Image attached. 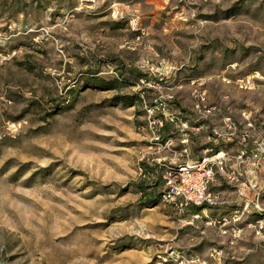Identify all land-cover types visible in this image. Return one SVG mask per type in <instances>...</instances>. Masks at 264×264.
Returning <instances> with one entry per match:
<instances>
[{
	"label": "rangeland",
	"instance_id": "obj_1",
	"mask_svg": "<svg viewBox=\"0 0 264 264\" xmlns=\"http://www.w3.org/2000/svg\"><path fill=\"white\" fill-rule=\"evenodd\" d=\"M200 92L219 109L187 141L152 122ZM227 114L264 136V0H0V264H264L243 178L161 195Z\"/></svg>",
	"mask_w": 264,
	"mask_h": 264
},
{
	"label": "built area",
	"instance_id": "obj_2",
	"mask_svg": "<svg viewBox=\"0 0 264 264\" xmlns=\"http://www.w3.org/2000/svg\"><path fill=\"white\" fill-rule=\"evenodd\" d=\"M253 81L254 75L246 74L236 77L235 84L248 88ZM198 97L195 111L184 116L169 112L162 118H154L152 122L157 121L160 126L164 120L175 122V126L182 131V140L187 141L189 130L204 127L206 120L219 109L215 104L206 102L205 93H198ZM223 125V129L213 127L210 135L212 141L209 147L203 148L204 152L198 158L182 161L163 174L165 186L162 198L170 201L176 210H187L194 205L219 204L221 201L217 193L211 190V184L217 174H222L230 182L243 178L246 186L252 189L250 204L256 211L264 213V136L258 139L251 133L250 127L229 114L223 116ZM224 146H232L235 151H229ZM245 163L250 165V169L243 168ZM255 170L256 176L253 175Z\"/></svg>",
	"mask_w": 264,
	"mask_h": 264
},
{
	"label": "trees",
	"instance_id": "obj_3",
	"mask_svg": "<svg viewBox=\"0 0 264 264\" xmlns=\"http://www.w3.org/2000/svg\"><path fill=\"white\" fill-rule=\"evenodd\" d=\"M93 80H96V81L98 80L100 82H103L104 85H109L111 87L117 86L115 79L105 80V79H101L99 77H93ZM162 128L164 129V134H167L168 133L167 123H164Z\"/></svg>",
	"mask_w": 264,
	"mask_h": 264
}]
</instances>
